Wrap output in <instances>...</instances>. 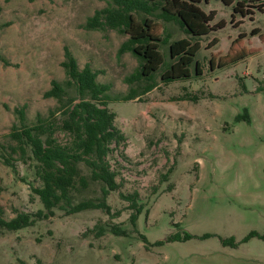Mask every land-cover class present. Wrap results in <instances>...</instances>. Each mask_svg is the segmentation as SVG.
<instances>
[{
    "label": "rangeland",
    "instance_id": "rangeland-1",
    "mask_svg": "<svg viewBox=\"0 0 264 264\" xmlns=\"http://www.w3.org/2000/svg\"><path fill=\"white\" fill-rule=\"evenodd\" d=\"M107 0H0V142L9 156L8 133L19 124L15 108L24 105L25 122L57 105L43 96L51 79L65 78L61 64L67 45L82 67L110 83V93L141 89L145 77L133 76L138 58L122 43L127 34L105 26L89 28L87 16ZM214 10L208 34L198 36L201 73L155 85L140 98L114 99L115 125L126 141L114 152L119 190H136L143 207L135 227L128 201L114 190L107 201L114 213L93 208L54 214L9 230L0 226V264H264V7L245 16L223 0H202ZM233 18V19H232ZM222 20L223 26L217 22ZM170 38L187 35L164 21ZM253 28L259 32L252 33ZM255 49L237 61L218 65L231 40ZM217 41L209 45L210 40ZM169 60L168 43L162 45ZM213 58V68L210 58ZM13 166L0 156V210L5 218L42 207L31 185L40 184L32 161L11 152ZM94 183L90 184L95 187ZM86 194L96 195L89 189ZM117 222L127 233L109 228L96 236L95 223ZM184 231L187 238L168 239ZM250 231L256 235L246 237ZM233 242H225L228 237Z\"/></svg>",
    "mask_w": 264,
    "mask_h": 264
},
{
    "label": "trees",
    "instance_id": "trees-1",
    "mask_svg": "<svg viewBox=\"0 0 264 264\" xmlns=\"http://www.w3.org/2000/svg\"><path fill=\"white\" fill-rule=\"evenodd\" d=\"M202 0H107V4L87 16L84 25L89 28H115L125 34L122 48L130 50L139 60V67L133 73L136 78L145 77L146 84L139 90L130 87L126 93H110V83L97 80V72L90 63L82 67L70 48L64 46V58L61 64L65 78L51 79V85L44 90L43 96L54 97L57 105L50 107L45 115L38 112L35 120L26 123L24 105L15 108L19 124H13L8 135L15 140L9 144L10 151L18 153L17 158L24 162L32 161L35 175L40 184L31 185L42 207L34 212L18 211L14 216L5 218L0 210V226L16 230L33 224L54 214V209L66 214L100 208L106 213H114L107 201L111 191L118 190L119 196L128 201L131 209L129 220L135 227L136 219L143 204L138 192L124 193L119 190L121 182L117 180V169L113 166L114 152L126 141L123 131L115 121V112L109 108L114 99H133L150 90L155 82L153 76L161 69L160 77L168 82L191 75V65L195 73H201L196 54L200 48L198 36L208 34L215 29L210 23L214 10L206 12L201 6ZM207 1V0H205ZM232 6L233 16L239 13L245 16L253 8L263 9L264 0H223ZM233 19V18H232ZM174 21L187 34L170 38L171 32L164 21ZM223 26L222 20L217 22ZM259 32L253 28L252 33ZM264 40V32L259 33ZM243 33L234 37L224 54L218 56V65L237 61L254 52L253 47L243 43ZM217 41L210 40V44ZM168 43L169 60H166L162 45ZM212 54L210 64L213 68ZM0 142V149H5ZM2 155L5 163L13 166L12 153ZM96 184L90 188V184ZM91 189L96 195L86 194ZM117 235L126 234V227L113 222L109 226L95 223L96 236L105 230ZM250 231L246 237L256 235ZM187 231L181 235L171 233L168 239L187 238ZM264 237L263 234H259ZM225 242H233L230 236Z\"/></svg>",
    "mask_w": 264,
    "mask_h": 264
}]
</instances>
